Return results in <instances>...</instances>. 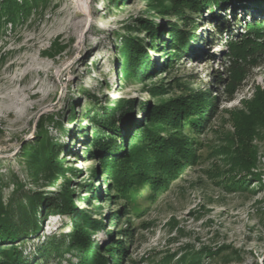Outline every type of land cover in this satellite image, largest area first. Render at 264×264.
<instances>
[{
  "label": "rangeland",
  "instance_id": "1",
  "mask_svg": "<svg viewBox=\"0 0 264 264\" xmlns=\"http://www.w3.org/2000/svg\"><path fill=\"white\" fill-rule=\"evenodd\" d=\"M35 8L17 27L7 22L0 39V178L4 201L34 193L56 198L61 191L64 179L51 186L43 175L31 177L33 169L22 151L25 145L38 147L45 125L67 168L76 210L100 226L96 231L86 228L100 264L105 259L109 264H191L187 253L201 255L200 264H264V126L257 125L259 136L253 140L257 156L251 171L261 173L260 182L251 181L244 171L236 176L221 156L213 154L215 147L226 145L229 139L237 145V132L249 127L245 119L264 118V58L257 68L246 66V80L232 90L234 62L226 57L223 37L210 51L216 55L211 61L207 57L211 46L202 42L214 33L212 26L205 24L210 18L208 10L194 16L204 26L191 33L196 35L193 52L163 70L170 51L162 38L160 48L151 49L141 26L151 22L159 30L158 37L166 40L172 25L184 27L175 17L152 11L145 1L49 0ZM126 37L146 44L147 61L143 64L144 55L130 80L126 71L131 62L122 48ZM56 42L64 52L52 57L48 51L52 52ZM218 73L227 82L216 88L213 76ZM196 91L207 92L212 100L216 97L217 104L209 129L198 139L204 145L198 151L201 164L181 172L170 190L160 192L157 201L147 205L143 216L131 215L133 235L127 240L120 234L128 225L127 219L120 222L114 216L120 204L111 199V179L103 163L123 156L140 132L136 129L128 137L127 131H120L114 136L110 124L102 119L120 102L131 125L143 124L145 112ZM115 119L119 130L127 121L125 117ZM122 136H127V142ZM97 138L106 141L104 148L98 149ZM241 179L247 182L236 184ZM47 209L43 213L47 214ZM41 218V230L13 246L25 259L35 257L36 261V254L52 238L66 236L64 255L48 264H82L77 256L80 250L70 249L74 243L72 216ZM110 239L120 243L113 250L114 262L107 252ZM123 246L128 254L121 260L118 249ZM203 248L211 253L201 252Z\"/></svg>",
  "mask_w": 264,
  "mask_h": 264
},
{
  "label": "trees",
  "instance_id": "2",
  "mask_svg": "<svg viewBox=\"0 0 264 264\" xmlns=\"http://www.w3.org/2000/svg\"><path fill=\"white\" fill-rule=\"evenodd\" d=\"M31 1L2 0L0 4V39L5 35L7 22H11L14 27H17L18 21L22 20L23 23L32 8L34 9L39 3H46L49 0ZM142 1H145L152 11L166 17H175L184 27L183 29L178 25H172L171 30L168 31L170 39L166 40L164 37H158L159 30L151 22H145L141 26L140 30L147 32L151 41V45L148 44L151 49L160 48L159 43L162 38L164 47L170 51L162 64L163 70L171 68L178 60L193 52L191 44L196 35L191 33L204 26L194 16L196 13L203 14L206 10H208L210 18L205 24H210L214 33L207 36L202 42L211 46L207 55L208 60L211 61L216 58V55L211 54L210 51L216 46L218 38L223 37L227 48L226 57L231 63L234 62L231 69L234 79L231 77L233 80L230 82L232 90L241 81L246 80L247 67L261 66L258 62L260 58H264V0ZM21 12L24 13L19 16ZM188 27H191V30H187ZM162 31L161 33L165 34V31ZM145 45L144 41L137 38L126 37L124 40L122 48L131 62V66L126 71L128 80L134 76V69L144 58V55L143 64L147 61V55L144 53ZM63 50L64 47L56 42L52 46V52L48 51V55L55 57L64 52ZM222 75L218 73L213 76L216 88L225 86L227 82V78H223ZM232 90L227 91L228 94ZM232 100L234 99L231 95L229 101ZM261 102L264 104L263 100ZM216 105V97L212 100L207 92L196 91L162 103L149 112L144 111L145 123L143 124L131 125L129 122L131 120L126 117V110L122 108L120 102L114 104L106 117L102 119V123L110 124L114 136L120 131H127L128 137L136 129L140 132V136L136 137L135 135V142L130 149L124 152L123 156L111 161L105 159L103 163L107 175L111 179V183L108 185V188L112 190L111 199L120 204L114 216L120 222L127 219L128 225L120 233L125 239L130 240L133 235L131 215L143 216L148 210L147 205L156 202L160 192L165 193L170 190V184L181 178V172L201 164L202 157L198 151L204 145L198 139L209 129L217 112ZM118 116L125 117L127 120L123 122L124 125L120 130L117 126L118 119H115ZM252 118L245 119L248 120L249 127L237 132L236 146L229 139L226 145L215 147L213 154L221 156L225 166L230 168L232 173L237 172L236 176L244 171L251 176V181L260 182L261 173H253L251 170L256 165L257 156L253 140L259 136L258 127L264 126V118L261 121ZM44 128L45 125L41 128V135L44 138L38 142V147L25 145L22 148L23 155L28 160L29 168L33 169L32 178L39 179L43 175L51 181V186H56L58 180L64 179L60 185L61 191L56 198L47 197L42 193H34L27 194L18 200L12 197L6 202L2 194L4 184L0 178V264H48L58 257L61 258L64 255L62 249L65 246L66 236L52 238V241H49L36 254V261H34L35 257L33 260L25 259L22 251L13 246L18 241L27 240L29 236L41 230V217L57 214L72 216L74 235L71 238L74 243L70 245V249L80 250L77 256L81 259L82 264H100V259L95 251V242L86 231V228L96 231L100 226L96 221L76 210L72 199L73 193L69 189L70 181L66 178L67 168L59 158L56 143L48 138V131ZM130 128L132 129L130 130ZM127 136L121 138L127 142ZM98 140L97 138L95 141L97 147H100L98 149L104 148L103 145L106 141L104 140L102 143L101 140ZM111 140H114L113 137ZM246 182V179H241L236 184L241 185ZM144 189L146 192L141 193ZM89 190H92V185ZM44 209H47V214L43 213ZM110 240L107 252L111 254L114 262L116 255L113 250L117 249L120 243ZM6 244H12V246L6 248L4 247ZM81 252L83 253L81 254ZM127 252L128 248H124V246L121 250L118 249L119 259L124 260ZM201 252L211 253L207 251V248H203ZM194 254L187 253V260L191 264H200L201 255L195 256ZM101 264H109V261L105 259ZM117 264H121V262L118 261Z\"/></svg>",
  "mask_w": 264,
  "mask_h": 264
}]
</instances>
